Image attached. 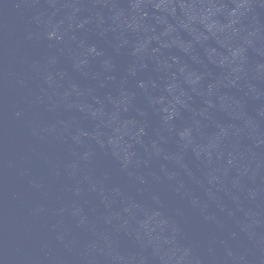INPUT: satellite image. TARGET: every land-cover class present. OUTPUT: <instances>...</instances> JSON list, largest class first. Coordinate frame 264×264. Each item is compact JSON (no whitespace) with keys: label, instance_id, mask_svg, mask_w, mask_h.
I'll list each match as a JSON object with an SVG mask.
<instances>
[{"label":"water","instance_id":"obj_1","mask_svg":"<svg viewBox=\"0 0 264 264\" xmlns=\"http://www.w3.org/2000/svg\"><path fill=\"white\" fill-rule=\"evenodd\" d=\"M0 264H264V0H0Z\"/></svg>","mask_w":264,"mask_h":264}]
</instances>
